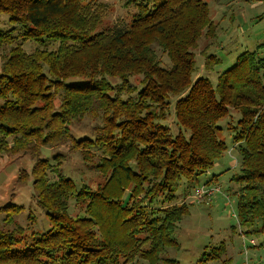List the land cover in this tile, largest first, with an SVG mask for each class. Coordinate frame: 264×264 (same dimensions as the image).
Instances as JSON below:
<instances>
[{
  "label": "trees",
  "instance_id": "1",
  "mask_svg": "<svg viewBox=\"0 0 264 264\" xmlns=\"http://www.w3.org/2000/svg\"><path fill=\"white\" fill-rule=\"evenodd\" d=\"M208 2L123 0L131 20L109 25L99 0H0V155L33 160L48 222L23 227V206L2 204L0 264H179L168 250L192 204L179 192L231 150L240 234L264 242V57L244 50L215 83L195 77L202 37L205 69L220 62ZM172 103L175 134L163 122ZM85 119L91 134H74ZM66 144L96 187L63 174L67 155L43 156ZM214 175L202 197L222 193ZM71 200L83 215H70ZM207 248L197 264L224 251Z\"/></svg>",
  "mask_w": 264,
  "mask_h": 264
},
{
  "label": "rangeland",
  "instance_id": "2",
  "mask_svg": "<svg viewBox=\"0 0 264 264\" xmlns=\"http://www.w3.org/2000/svg\"><path fill=\"white\" fill-rule=\"evenodd\" d=\"M99 1L108 5L107 16L103 21L105 24L128 23L131 20L133 9L123 7V0ZM208 5L211 19L216 24L215 36L210 40L212 43L209 51L216 54L220 62L212 70L205 69L202 49L208 40L202 37L194 50L197 66L195 77L205 75L215 83L218 73L232 66L236 56L242 51L258 50L259 56L264 57V0H209ZM29 43L33 45L32 42ZM29 43H23L26 51L29 50ZM162 58L165 64H168L166 58L164 56ZM172 107L173 103L163 122L171 133L175 134L177 125ZM236 116L237 112L231 111L230 118ZM88 123L90 124L85 119L80 125L73 126V133L91 134L89 127L86 126ZM67 147L66 144L57 148H47L43 156L51 159L54 153L67 155V160L62 164L63 174L73 177L78 183H89L96 187L97 182L101 181L98 173L81 160L79 152L69 151ZM229 152L230 155L227 151L209 173L201 175L195 185L191 183L184 191L179 192L178 204L192 203L189 205V213L177 224L175 230L179 249L168 250V255L177 259L179 264H197L206 247L207 250H211V247L220 244H223L224 251L218 261H209L211 264H264V242L261 243L262 239H258L257 242L250 238V235H241V228L234 215L237 211L236 197L233 193L236 185L230 179L238 167L237 163L235 166L236 157L232 150ZM32 163L33 160L28 155L20 154L13 157L0 155V206L6 202L23 206V211L15 217L16 220L23 227L41 230L47 227L48 222L45 211L38 206L36 198L32 196L30 185ZM24 172L27 176H24ZM213 174L217 178V181L214 180L218 183L217 186L222 188V193L198 197L196 190L201 186L210 187L206 184ZM69 213L73 217L77 213L83 215V211L74 200L70 201ZM29 214L31 218H28ZM250 239L253 243L249 242Z\"/></svg>",
  "mask_w": 264,
  "mask_h": 264
},
{
  "label": "built area",
  "instance_id": "3",
  "mask_svg": "<svg viewBox=\"0 0 264 264\" xmlns=\"http://www.w3.org/2000/svg\"><path fill=\"white\" fill-rule=\"evenodd\" d=\"M214 191V190H213ZM205 192H207V189H204L203 187H199V189L196 190V195L201 197ZM250 243H253V241L249 240Z\"/></svg>",
  "mask_w": 264,
  "mask_h": 264
}]
</instances>
